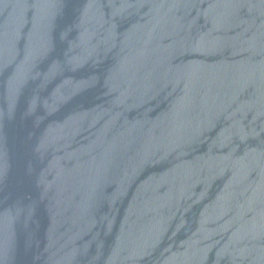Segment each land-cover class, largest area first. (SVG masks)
Returning a JSON list of instances; mask_svg holds the SVG:
<instances>
[{"label": "water", "instance_id": "95a60500", "mask_svg": "<svg viewBox=\"0 0 264 264\" xmlns=\"http://www.w3.org/2000/svg\"><path fill=\"white\" fill-rule=\"evenodd\" d=\"M0 264H264V0H0Z\"/></svg>", "mask_w": 264, "mask_h": 264}]
</instances>
